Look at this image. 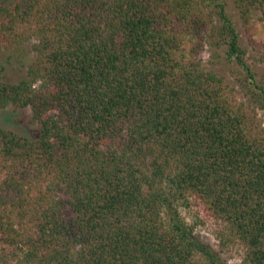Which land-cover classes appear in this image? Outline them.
Returning a JSON list of instances; mask_svg holds the SVG:
<instances>
[{
    "label": "trees",
    "instance_id": "trees-1",
    "mask_svg": "<svg viewBox=\"0 0 264 264\" xmlns=\"http://www.w3.org/2000/svg\"><path fill=\"white\" fill-rule=\"evenodd\" d=\"M229 8L264 58V0H0V51L35 38L25 77L0 64V111L39 125H0V264H227L233 246L264 264V83ZM207 43L245 67L248 103Z\"/></svg>",
    "mask_w": 264,
    "mask_h": 264
},
{
    "label": "rangeland",
    "instance_id": "rangeland-1",
    "mask_svg": "<svg viewBox=\"0 0 264 264\" xmlns=\"http://www.w3.org/2000/svg\"><path fill=\"white\" fill-rule=\"evenodd\" d=\"M228 13L232 17L237 31L241 46L246 50L244 57L245 63L255 73L256 77L264 83V58L260 53L255 52L249 46L246 33L242 22L234 8H229ZM258 14H255L252 19L251 33L258 41H264V26L259 20ZM35 38H31L23 44L10 49L0 51V64L3 65V79L7 82H17L26 76L27 66L34 56L33 45ZM203 65L210 69H215L224 76L225 81L234 88V93L237 99L249 102V94L247 84L249 79L246 76L245 67L238 65L235 61L226 58L224 46L217 47L213 44H206L202 51ZM255 107L257 116L261 118L264 124V106L260 103H252ZM31 110L29 107L15 109L8 106L0 111V125L4 128L14 130L18 134L28 137H34L39 133V125L30 122ZM179 211L185 219L192 223L196 220L197 215L204 222H198L196 233L200 236L203 242L210 244L215 249H220L219 242L212 231L206 216L203 206L191 205L180 206ZM221 257L227 264L241 263V248L237 246L229 247L228 250L222 251Z\"/></svg>",
    "mask_w": 264,
    "mask_h": 264
}]
</instances>
